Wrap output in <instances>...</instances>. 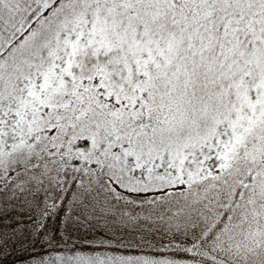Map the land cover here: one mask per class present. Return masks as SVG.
I'll return each mask as SVG.
<instances>
[{"label":"snow or ice","instance_id":"obj_1","mask_svg":"<svg viewBox=\"0 0 264 264\" xmlns=\"http://www.w3.org/2000/svg\"><path fill=\"white\" fill-rule=\"evenodd\" d=\"M25 264H264V0H0V247Z\"/></svg>","mask_w":264,"mask_h":264},{"label":"trees","instance_id":"obj_2","mask_svg":"<svg viewBox=\"0 0 264 264\" xmlns=\"http://www.w3.org/2000/svg\"><path fill=\"white\" fill-rule=\"evenodd\" d=\"M26 257L27 253L23 249L12 250L0 259V264H24Z\"/></svg>","mask_w":264,"mask_h":264},{"label":"rangeland","instance_id":"obj_3","mask_svg":"<svg viewBox=\"0 0 264 264\" xmlns=\"http://www.w3.org/2000/svg\"><path fill=\"white\" fill-rule=\"evenodd\" d=\"M16 249H20L19 245L9 241V243L6 246L0 247V259L4 257L5 255H7L8 253H10V251L16 250Z\"/></svg>","mask_w":264,"mask_h":264}]
</instances>
